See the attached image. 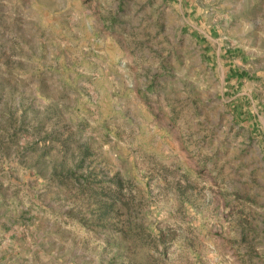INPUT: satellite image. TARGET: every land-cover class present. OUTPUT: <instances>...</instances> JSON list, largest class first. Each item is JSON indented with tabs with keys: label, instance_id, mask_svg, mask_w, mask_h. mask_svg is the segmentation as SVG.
<instances>
[{
	"label": "rangeland",
	"instance_id": "obj_1",
	"mask_svg": "<svg viewBox=\"0 0 264 264\" xmlns=\"http://www.w3.org/2000/svg\"><path fill=\"white\" fill-rule=\"evenodd\" d=\"M0 264H264V0H0Z\"/></svg>",
	"mask_w": 264,
	"mask_h": 264
}]
</instances>
